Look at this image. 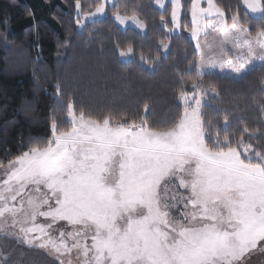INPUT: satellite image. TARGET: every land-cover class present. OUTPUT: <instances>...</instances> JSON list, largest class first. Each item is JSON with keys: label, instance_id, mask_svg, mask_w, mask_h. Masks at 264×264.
Returning a JSON list of instances; mask_svg holds the SVG:
<instances>
[{"label": "snow or ice", "instance_id": "obj_1", "mask_svg": "<svg viewBox=\"0 0 264 264\" xmlns=\"http://www.w3.org/2000/svg\"><path fill=\"white\" fill-rule=\"evenodd\" d=\"M168 2L173 27L164 15L160 24L171 33L183 5ZM205 2L191 0L188 9L196 43L186 71L195 75L179 77L181 108L167 120L150 119L148 101L135 113L94 114L56 83L63 119L53 113L46 137L0 161V239L45 250L56 264H249L264 255V127L245 124L233 134L238 105L215 122L204 111L221 96L206 77L264 65V0H240L230 13ZM107 5L118 25L147 31L139 7L121 13L115 0H75L76 25L106 14ZM155 5L165 9L166 0ZM208 29L221 33L218 50L200 42ZM159 47L166 52L170 41ZM116 49L120 57L135 53L131 44ZM11 256L0 248V264H13Z\"/></svg>", "mask_w": 264, "mask_h": 264}, {"label": "trees", "instance_id": "obj_2", "mask_svg": "<svg viewBox=\"0 0 264 264\" xmlns=\"http://www.w3.org/2000/svg\"><path fill=\"white\" fill-rule=\"evenodd\" d=\"M90 2L82 0L85 6ZM115 2L121 13L129 15L139 7L147 31L117 26L111 6L105 17L79 29L75 0H0V161L6 163L19 154L30 140L46 137L53 113L63 119V107L55 95L58 81L65 86V99L71 92L77 106L94 114L107 109L135 113L148 101L153 107L150 119L160 123L180 110L179 77L188 82L195 75L186 71L188 61L195 59L188 35L191 0H181L178 34L167 33L160 24L164 15L172 28L169 4L159 10L154 0ZM214 2L226 13L240 5V0ZM258 19L252 18L253 26ZM161 39L170 41L166 52L159 47ZM117 43L121 49L131 44L134 55L120 60ZM262 69L264 65L254 66L238 80L219 74L206 77V85H215L221 93L206 102V116L215 122L223 110L232 111L238 105L236 115L242 119H233V134H239L245 124L264 127L259 106L264 102ZM0 248L12 253L13 264H56L50 257H40V250L10 239H0Z\"/></svg>", "mask_w": 264, "mask_h": 264}, {"label": "rangeland", "instance_id": "obj_3", "mask_svg": "<svg viewBox=\"0 0 264 264\" xmlns=\"http://www.w3.org/2000/svg\"><path fill=\"white\" fill-rule=\"evenodd\" d=\"M116 1V0H115ZM48 2H49V0H48ZM154 2H155V0H154ZM48 4V3H47ZM167 4H169L170 5V21H171V4H170V2H168V0H166V5ZM37 6V5H36ZM111 5H107V8L108 7H110ZM202 6H204V7H207V4H206V2H205V0H202ZM155 7L157 8V9H159V10H163V9H160L158 6H156L155 5ZM38 8H40V7H38ZM76 15V10H75V14H74V16ZM106 15L104 14V15H102V16H97V17H94V18H92L91 20H88V21H85L84 22V25L85 24H88V23H92V22H96L97 20H99V19H101V18H103V17H105ZM181 16H182V12H181V10H180V19H181ZM252 18H255V19H258V17H252ZM113 19V18H112ZM189 23H191V17H190V14H189ZM116 25L117 26H119V27H121V28H123V29H125L123 26H120V25H118L117 23H116ZM181 25V24H180ZM172 27H173V25H172ZM181 27V26H180ZM77 28H79V29H83V28H80V27H78L77 26ZM127 28H134L133 26H131V25H128L127 26ZM135 29V28H134ZM135 30H137V29H135ZM138 31V30H137ZM180 31V28H178V29H175L173 32H171L170 34H178V32ZM138 32H140V31H138ZM189 37L191 38V33L189 32ZM221 33H220V31L219 30H213V29H208L207 31H206V33H201L200 34V42L205 46V49L207 50L208 48H212V49H214V50H218V47H219V44H220V40H221ZM192 40V39H191ZM192 43H193V46H195V41H193L192 40ZM131 58V56H129V57H120V60H129ZM257 65H259L260 66V63L259 62H255L252 66H250L249 67V69L246 71V72H244V73H242L241 75H239V76H236V75H233L232 73H230V72H225L223 75H220L219 73H217V74H219L220 76H226V75H228V76H230V77H232V78H234V79H237L238 80V78H240L241 76H243V75H245L247 72H249V70L250 69H252L254 66H257ZM0 171H2V170H0ZM41 222H43V220H42V218H41ZM60 226H62V225H60ZM59 227V226H58ZM53 235H58V232H56L55 231V229H53ZM10 240H12V241H15V240H13V239H10ZM19 245H21L22 247H24V248H29L27 245H24V244H19ZM29 249H34V250H40V249H36V248H29ZM38 255L40 256V257H50L52 260H54V258L52 257V256H50L45 250H40V252L38 253ZM73 259L75 260V254L73 253ZM55 261V260H54ZM249 264H264V255H261V254H259V253H257V254H255V255H253V257L251 258V260L249 261Z\"/></svg>", "mask_w": 264, "mask_h": 264}, {"label": "crops", "instance_id": "obj_4", "mask_svg": "<svg viewBox=\"0 0 264 264\" xmlns=\"http://www.w3.org/2000/svg\"><path fill=\"white\" fill-rule=\"evenodd\" d=\"M258 66V65H257ZM226 76H228V75H226Z\"/></svg>", "mask_w": 264, "mask_h": 264}]
</instances>
